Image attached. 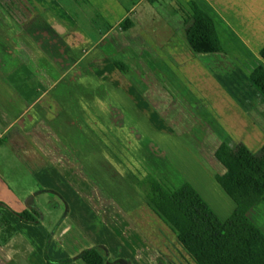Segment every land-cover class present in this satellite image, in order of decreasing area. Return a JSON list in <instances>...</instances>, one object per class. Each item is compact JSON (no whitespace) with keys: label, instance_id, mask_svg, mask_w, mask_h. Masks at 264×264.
<instances>
[{"label":"crops","instance_id":"1","mask_svg":"<svg viewBox=\"0 0 264 264\" xmlns=\"http://www.w3.org/2000/svg\"><path fill=\"white\" fill-rule=\"evenodd\" d=\"M170 1L209 16L223 51L193 53L181 17L182 27L167 13L152 19L151 1L0 0V148L8 149L0 161L9 167L0 165V204L41 211L70 159L99 158L103 168L108 158L171 190L188 183L221 221L230 217L236 205L215 181L225 169L214 153L223 143L251 153L264 145V113L253 103L264 102L249 82L264 63V0ZM124 20L131 27L122 30ZM90 140L99 152L82 146ZM68 141L75 151L53 145ZM18 168L34 184L18 182ZM1 212L15 233L3 241L0 225V264H84L78 256L90 248L107 264H193L166 223L153 230V218H131L129 252L103 218L46 222L41 213L39 224H26ZM246 216L264 234V202ZM98 222L103 232L89 231Z\"/></svg>","mask_w":264,"mask_h":264},{"label":"trees","instance_id":"2","mask_svg":"<svg viewBox=\"0 0 264 264\" xmlns=\"http://www.w3.org/2000/svg\"><path fill=\"white\" fill-rule=\"evenodd\" d=\"M185 28L186 41L193 53L222 52L213 20L193 2L187 9L178 7ZM125 30L131 22L119 25ZM264 62V46L259 52ZM115 67L127 74V67L114 62ZM251 87L264 100V63L249 75ZM214 157L224 167L223 175L215 181L235 203L236 208L226 221H221L193 187L184 183L177 189L167 190L160 182L148 176L137 183L152 211L166 223L176 236V241L193 264H264V234L247 218V212L258 201L264 202V145L251 153L243 144L230 147L221 144ZM5 209L26 224H39L41 213L32 208L16 213L0 204V225L4 239L8 240L15 229L3 216ZM84 264H107L102 249L90 248L79 256ZM48 264L69 263L71 260Z\"/></svg>","mask_w":264,"mask_h":264},{"label":"rangeland","instance_id":"3","mask_svg":"<svg viewBox=\"0 0 264 264\" xmlns=\"http://www.w3.org/2000/svg\"><path fill=\"white\" fill-rule=\"evenodd\" d=\"M146 1H151L156 10V12L152 11L150 15L152 19H157L156 14L162 16L167 13V17L173 18L182 27L179 6L175 1ZM157 1L161 5L154 6V3ZM261 100L264 102L262 98ZM253 103L256 106V111L264 113L263 105L258 106L257 101ZM251 115L258 119L257 114L253 113ZM53 145L59 151L64 149L69 150V147L75 151L73 148L77 146V144L69 141L68 143L56 142ZM85 145L87 146V150L91 152H99L100 150L98 148L99 145L95 141L90 140L86 144L82 143V146ZM105 147L106 149H110L106 143ZM0 150L8 152L4 142L1 143ZM74 156L77 157L76 155ZM91 156L96 157L94 155ZM5 159L9 160L8 157ZM112 160L114 159L104 158L103 161L109 163L100 168L101 166L97 164L100 161L99 158H90L89 160L84 158L70 159L67 165L68 170L65 174L62 172V178H53L51 180L50 183L55 190L50 192L48 197H44L46 201L42 203L41 211H39L40 213H44L46 222L55 218L61 220L68 217L89 218L88 223L90 224L92 221L90 218H103L104 225L109 229H116L119 232V238L123 242L125 250L131 252L130 244L133 241L135 231V228L133 229L129 226L131 218H153V224L156 225L153 230L157 232L160 231L159 226H164L160 223L163 220L161 218V221L155 219L159 217L150 209L144 193L137 187V183L140 180L150 175L145 174L138 167L134 169L135 173L127 166L119 167L118 169L113 168L110 164ZM0 165L7 169L9 168L4 160L0 161ZM17 172L18 182L34 184L32 176L27 174L26 169L21 170L18 168ZM150 177L154 178L152 175ZM9 179L11 178L9 177ZM163 186L169 191H172L171 187H176L166 183H163ZM99 224V222L96 225L94 224L95 231L91 228L89 231L98 233V230H101ZM175 242V244H178L176 239ZM181 264H187L186 260L181 261Z\"/></svg>","mask_w":264,"mask_h":264}]
</instances>
